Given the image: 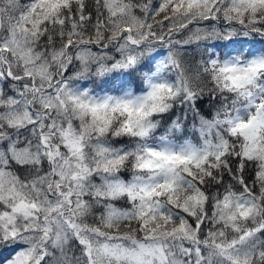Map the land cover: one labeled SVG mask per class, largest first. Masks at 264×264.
Returning a JSON list of instances; mask_svg holds the SVG:
<instances>
[{
	"label": "snow or ice",
	"instance_id": "obj_1",
	"mask_svg": "<svg viewBox=\"0 0 264 264\" xmlns=\"http://www.w3.org/2000/svg\"><path fill=\"white\" fill-rule=\"evenodd\" d=\"M0 264H264V0H0Z\"/></svg>",
	"mask_w": 264,
	"mask_h": 264
}]
</instances>
